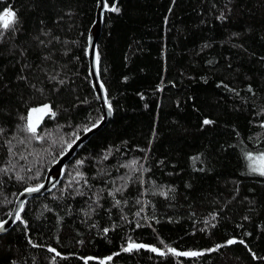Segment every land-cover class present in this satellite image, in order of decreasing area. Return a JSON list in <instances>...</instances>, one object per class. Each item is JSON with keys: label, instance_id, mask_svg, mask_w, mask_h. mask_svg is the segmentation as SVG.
Returning a JSON list of instances; mask_svg holds the SVG:
<instances>
[{"label": "trees", "instance_id": "1", "mask_svg": "<svg viewBox=\"0 0 264 264\" xmlns=\"http://www.w3.org/2000/svg\"><path fill=\"white\" fill-rule=\"evenodd\" d=\"M106 2L119 8L96 45L112 116L0 235V264H264V176L246 159L264 149V0ZM5 9L17 30L0 40V221L102 116L87 57L97 1ZM44 104L37 140L27 117Z\"/></svg>", "mask_w": 264, "mask_h": 264}, {"label": "water", "instance_id": "2", "mask_svg": "<svg viewBox=\"0 0 264 264\" xmlns=\"http://www.w3.org/2000/svg\"><path fill=\"white\" fill-rule=\"evenodd\" d=\"M97 9L95 14V20L91 25L88 37H87V57H88V75L92 83V88L94 90L95 96L98 99L101 107L103 120L99 121V124L96 128H93L91 132H83L80 135V139H75V143L72 145V148H67L63 153H61L57 159L50 165L48 170L45 173L43 180L36 186L43 185L38 192H28L26 189L19 192L14 200L13 206L9 214L0 221V224H3V230H0V235L7 233L13 225L16 223V215L19 214L25 202L33 197H39L46 195L53 191L61 182L64 175V167L67 163L73 159L77 151L85 144L96 132L102 129L109 118L112 116L107 112V104L105 103V89L101 90L99 84L101 83L100 74L98 70V64L96 61L97 56V42L100 37L102 27H103V17L104 13L107 11L104 9L103 4L106 0H96ZM48 112L47 114H49Z\"/></svg>", "mask_w": 264, "mask_h": 264}, {"label": "snow or ice", "instance_id": "3", "mask_svg": "<svg viewBox=\"0 0 264 264\" xmlns=\"http://www.w3.org/2000/svg\"><path fill=\"white\" fill-rule=\"evenodd\" d=\"M104 9L108 10V11H115L118 12L119 8H117L115 6V4H113L111 7H109L108 3L105 2L103 4ZM220 19H224L223 14L221 15ZM16 14L15 12L9 10V9H5L2 13H0V28H3L5 31H0V40H2L5 36V32L9 29H11L12 31H16L17 29L14 27V25L16 24ZM41 44H43V41H40ZM96 61L97 64L99 63V55L97 54L96 56ZM53 79H55V77H53ZM62 83V81H61ZM99 88L101 90L105 89L104 84L101 82L99 84ZM105 103L107 104V112L108 114H111L112 112V106L111 103L108 101L107 96L105 95L104 97ZM36 112H41V113H48L51 112V107L48 104H44L39 108H32L29 112V116L27 117L28 119V123L26 126V130L32 134L33 138L37 139V140H41L44 139V136H38L37 135V126L36 124L31 122V114L32 113H36ZM53 115H55V113H52ZM22 119H25L24 117H22ZM104 117L101 116L100 120H103ZM203 123L205 125H208L210 123H212V121L205 119L203 121ZM99 124V121H96L94 123H92L91 127H85L83 130L84 132H91L93 130V128H96ZM261 127H264V123L261 124ZM45 135H49V134H45ZM76 139H80V137L77 135ZM53 143H55V141H53ZM75 143V140H73L72 142H70L67 147L70 149L72 148V145ZM105 159H107V157H105ZM246 159L249 161L248 167L250 168V171L253 173H258L261 176H264V149H261L258 153L253 154L252 152H248L246 153ZM82 163V162H81ZM136 163V161H132L131 164L129 165H125L127 167H132V165H134ZM135 170V169H134ZM43 185H39L37 187H31L26 189V191L28 192H38L40 190V188H42ZM116 191H120V189H117ZM161 195H167V192H160ZM109 195H112V193H109ZM120 201L117 200L116 204H119ZM16 219L20 220L21 217L19 216V214L16 215ZM0 230H3V224H0ZM107 231V229L105 230ZM237 241L235 240H228L226 242L227 245H231L233 243H236ZM239 243L243 244L244 241H239ZM34 247L36 245H33ZM226 245H216L215 248L212 249H208V251H216L218 250L220 247H224ZM167 247V246H166ZM140 248H149V250H151L152 252H157L160 255H166V253L164 251H161L159 248L157 247H151L149 245L143 244V243H135V242H129L128 246L126 248H124V251L127 252H131L133 249H140ZM49 251L55 252L56 250L53 248H49ZM167 253H171L175 256H200L203 255L202 252H196V251H191V252H182V251H177L175 248L172 247H167ZM56 255H60L58 252L56 253ZM108 259H111V257H108ZM100 264H104V261H101Z\"/></svg>", "mask_w": 264, "mask_h": 264}, {"label": "rangeland", "instance_id": "4", "mask_svg": "<svg viewBox=\"0 0 264 264\" xmlns=\"http://www.w3.org/2000/svg\"><path fill=\"white\" fill-rule=\"evenodd\" d=\"M44 113L41 112H36V113H32L31 115V122L36 124V126L39 124V122L41 121V119L43 118ZM5 170V169H3Z\"/></svg>", "mask_w": 264, "mask_h": 264}]
</instances>
